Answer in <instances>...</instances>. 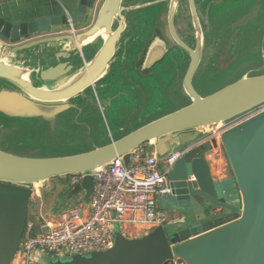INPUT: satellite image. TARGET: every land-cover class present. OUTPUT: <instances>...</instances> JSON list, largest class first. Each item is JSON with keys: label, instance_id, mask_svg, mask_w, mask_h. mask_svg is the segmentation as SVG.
Segmentation results:
<instances>
[{"label": "water", "instance_id": "95a60500", "mask_svg": "<svg viewBox=\"0 0 264 264\" xmlns=\"http://www.w3.org/2000/svg\"><path fill=\"white\" fill-rule=\"evenodd\" d=\"M92 1L79 0L74 13L43 19L10 23L0 18V83L5 84L0 85V115L7 119H38L45 122L47 129L55 131L60 116H66L67 124L70 115L67 113H76L78 117L80 113L88 115L85 100L96 113L103 112L106 101L98 98L100 103H97L92 92L96 91V84L111 74L118 44L134 41L129 40L127 33L131 29L127 15L140 12L141 16L151 7V21L155 22L159 17L158 3L166 5L163 23L166 32L159 29L162 35L148 41L136 65L145 71L143 83L163 85L154 75V70L162 65L169 77L168 92L176 78L175 68L183 62L178 85L181 95L176 100L180 107L104 146L80 154L28 158L0 150V264H13L15 260L36 184L82 176L67 198L81 193L84 203H88L94 189L92 173L98 168L117 158L127 164L129 154L142 146L163 158L214 127L224 126L264 106V73L244 74L205 97L195 90L193 80L203 62L205 48L194 0H188L196 31L194 49L175 30L178 0H149L127 6L125 0H99L92 22L76 34L45 35L39 40L15 44L19 39L55 27L80 29L88 21ZM254 17L255 12H251L234 22L232 31L246 27ZM142 39L135 40L130 51L138 49ZM91 48L94 53L85 58L83 51ZM72 56L78 57L77 66L71 63ZM149 56L152 58L148 61ZM221 56L224 54L220 52L216 58ZM166 58H170V63L164 64ZM262 70L264 67L256 72ZM62 79L66 82L57 85ZM130 90H137L138 102L133 108L140 111L145 107L139 105L143 100L139 97L141 91L151 94L152 89L131 85ZM130 109L124 108L126 114ZM152 140L154 143H150ZM211 146L218 148L217 141L213 139ZM211 146L205 144L188 152L167 175L168 199L174 217L167 228L157 227L133 239L125 238L116 229L114 244L108 250L49 259L44 264H169L173 258L185 264H264V109L221 133L219 147L227 161L229 179H212L205 159Z\"/></svg>", "mask_w": 264, "mask_h": 264}, {"label": "rangeland", "instance_id": "374dc122", "mask_svg": "<svg viewBox=\"0 0 264 264\" xmlns=\"http://www.w3.org/2000/svg\"><path fill=\"white\" fill-rule=\"evenodd\" d=\"M144 1L139 2L142 3ZM129 3H131L130 0L125 1L126 5ZM236 6L238 4L235 1L212 0L210 13L205 16L210 19L209 23L207 22L206 31L208 33L211 32L212 35H210L209 43L205 46L204 59L201 67L193 80V86L201 97L219 91L225 86L237 81L244 74L251 73L252 75H259L264 73V70L256 72L264 67L263 13H260V22L256 18L255 21L257 24H255V21L254 23L251 22L248 27L240 30L239 36L237 35L235 37L231 48H228L230 50L229 52H226L219 59L216 58V52L220 51L222 47V36L219 34L223 35L226 32V38L232 32L231 23L240 14L238 9H232ZM263 6L264 0H261L258 8ZM152 10L151 8L144 10L141 16L138 15L140 12L134 14L129 13L127 15L128 20L131 22L129 23L131 29L127 32L129 33V40L135 41L142 38V32L146 31L144 28L145 23L152 19ZM137 15L138 18L136 17ZM134 17L136 18L134 19ZM131 19L134 20L132 21ZM213 20L215 21L213 22ZM91 22L84 23L81 25L82 28L87 27ZM254 24L258 28V34L255 37L251 34ZM60 33H67V29L63 26L55 27L46 33L19 39L15 44L26 43L30 40H39L45 35L54 36ZM131 43L132 41H129L127 45L122 47L126 55L130 54ZM92 49L83 51L85 58H89L94 53V51H91ZM178 53L182 55L179 51ZM70 61L75 66L79 63L78 57L72 56ZM168 63H170V58H166L164 61V64ZM119 66L115 65L108 78L101 82L102 85H97L96 91L92 92L93 98L97 103L99 102L98 98L100 101H106L107 107L103 109V112L99 109L100 113H96L95 108L93 109L91 107V103L85 100L88 115L86 116L80 113L78 117L76 113H67L70 114L67 116L69 118V123L67 124L65 122L67 120L65 118L66 116H60L58 120L61 122L60 124L58 122L55 131L47 129L45 122L39 121L38 119H7L0 115V148L16 156L28 158H58L80 154L104 146L107 142L116 140L149 123V121L160 118L180 107L177 105L176 100L181 95L178 85H180L184 71L183 62H180L175 68L176 78L168 92L166 86L168 85L169 77L165 73L163 66L161 65L160 68L154 70L155 80L157 82L160 80L163 85L149 83L148 81L145 82L147 85L143 86L151 88L152 93H148L147 90L141 91L143 94H140L139 97H142L143 100L139 102V105H145V107L142 106L140 111L137 108H133L138 102L137 90H130L131 85L123 83L128 80L121 78L120 73L124 71L128 73L127 76L132 78H137V76L128 66ZM64 82L66 80L62 79L57 85H62ZM91 97L92 95H90ZM74 103L76 106L78 105L77 102ZM93 105L94 102H92ZM124 108H131V112L129 111L126 114ZM138 113L139 115L135 117ZM72 119H74L73 124ZM234 121L236 120L232 122ZM214 157L216 159L217 155H214ZM73 179L74 177L57 178L40 186H36L35 192L39 196H34L29 203L28 219H34L38 215H48L50 218L56 219L62 211L76 206H82L80 202L81 193L67 198L69 186ZM232 187H234V184H232ZM170 203V198L167 200L160 199L158 202V206L167 215L166 223L163 225L164 228L168 227L172 219ZM234 203L238 204L239 202L234 201ZM137 235L140 234L138 233ZM54 258L50 256L42 257L43 264L49 261V259ZM13 264H19V255L16 256ZM30 264L34 263L31 262Z\"/></svg>", "mask_w": 264, "mask_h": 264}, {"label": "built area", "instance_id": "2783aa9c", "mask_svg": "<svg viewBox=\"0 0 264 264\" xmlns=\"http://www.w3.org/2000/svg\"><path fill=\"white\" fill-rule=\"evenodd\" d=\"M79 28L69 26L67 33L74 35L83 29L81 26ZM263 109L264 106L234 122L214 127L163 158H158L142 146L129 154L127 164L122 158H117L98 168L92 173L94 189L88 203H84L81 195L82 206L64 210L56 219L48 215L27 218L16 255H19V264H40V258L47 256L62 258L108 250L114 244L116 229L125 238L133 239L163 227L167 215L158 202L168 199L170 188L167 175L177 162L197 147L205 144L211 146L213 139L218 143L216 149H220L219 139L223 131ZM216 149L211 146L208 150L205 155L207 164L215 158ZM81 177H74L70 183L71 189ZM33 189L35 195L36 189ZM138 233L140 235L136 236ZM169 264L185 263L173 258Z\"/></svg>", "mask_w": 264, "mask_h": 264}, {"label": "flooded vegetation", "instance_id": "af4514ba", "mask_svg": "<svg viewBox=\"0 0 264 264\" xmlns=\"http://www.w3.org/2000/svg\"><path fill=\"white\" fill-rule=\"evenodd\" d=\"M139 1H142V0H130L131 3H129L128 5L137 3ZM147 1H149V0H145L144 2H147ZM153 1H155V0H153ZM230 1H232V2L235 1L238 4V6L232 8V9H238L240 11L239 16L231 23V25L234 22L242 19L243 17H245L246 15H248L251 12H255V17L250 22H248L246 27H248L251 22L254 23L256 18H257L256 20H258L260 22V20H261V19H259L260 13H263V16H264V6L261 8H258V5H259L261 0H230ZM211 3H212V0H194V6H195L198 22L201 26V29L203 30L204 48L209 43L210 35H212L211 32L208 33L206 31V29H207L206 25H207V22L209 23L210 19L208 17H205L206 14L210 13V4ZM158 4H160V6L158 7L159 17H158L157 21H155V22L154 21L152 22L151 21L152 19H151L145 23L144 28L146 31L142 32V38L143 39L141 40L140 47L138 49H136L134 52H133V50L130 51V54L126 55V53L123 52L122 47L124 45H126L127 43L123 42V43H121V45H120V43L118 44L116 54H115L113 61H112L111 71L115 65H118V66L122 65L121 67L126 65L129 68H131L132 72L137 76V78H132V77L127 76L128 73L122 71L120 73L121 78H124L125 76H127L126 79L128 81L123 82L126 85H147L146 83H143L141 80V79H143V77H145V76H143L145 71H143L144 69L142 67H140V65L139 66L136 65V61L141 54L143 55V49L147 46L148 41L152 40L155 37H160L162 35L161 34L162 31L166 32V30L164 29L165 26L163 27V23H165V21H166V16H165V13L167 12L166 5L163 3H158ZM150 8L151 7H147L146 9H150ZM127 13L128 12H126V14ZM214 21L215 20H213V22ZM213 22H212V24H213ZM255 24H257L256 21H255ZM255 24H254V28L252 29V33H251L253 35V37H255L258 34V28L255 26ZM174 25H175V30H176L177 34L179 35V37L181 38V40L188 47H190L191 49H194L196 31L193 27V22H192V18L190 15L188 0H178V14L175 17ZM246 27H242L240 29L233 30L232 33L228 34L226 38H225L226 32L223 35L219 34L220 36H222V38H221L222 48L220 49V52L223 54H225L226 52H229L230 50H228V48L229 47L231 48V44H232L233 40H235V37L239 34L241 29L246 28ZM159 29H161L162 31H160ZM237 31H238V33H237ZM236 33H237V35H236ZM133 42L134 41H132L131 46H134L135 43L133 44ZM227 45H229V46L227 47ZM154 51H156V49H154ZM220 52H218V53H220ZM218 53L216 52L217 55H218ZM186 54L184 53V55L187 57L188 54L187 55ZM152 56H149L148 61L152 58ZM0 85H5V84L0 83ZM96 85H102V84L100 82ZM0 150H2V149L0 148ZM70 190L71 189H69L68 191H70Z\"/></svg>", "mask_w": 264, "mask_h": 264}, {"label": "crops", "instance_id": "0c3cea01", "mask_svg": "<svg viewBox=\"0 0 264 264\" xmlns=\"http://www.w3.org/2000/svg\"><path fill=\"white\" fill-rule=\"evenodd\" d=\"M98 2L99 0H94L90 3L88 7L89 18L86 23L93 20ZM78 3L79 0H0V18L10 23H21L59 16L64 13H74ZM63 27L68 29L66 26ZM215 152L217 158L208 163L212 179H229L231 174L224 154L221 149H216ZM34 196H39V194ZM173 220L174 217L172 216L169 223ZM40 261H42V258H40Z\"/></svg>", "mask_w": 264, "mask_h": 264}, {"label": "bare ground", "instance_id": "6f19581e", "mask_svg": "<svg viewBox=\"0 0 264 264\" xmlns=\"http://www.w3.org/2000/svg\"><path fill=\"white\" fill-rule=\"evenodd\" d=\"M216 127H219V126H216ZM150 143H154V141L152 140ZM36 186H39V184H36V185L34 186V188H35ZM35 189H36V188H35Z\"/></svg>", "mask_w": 264, "mask_h": 264}, {"label": "trees", "instance_id": "16d2710c", "mask_svg": "<svg viewBox=\"0 0 264 264\" xmlns=\"http://www.w3.org/2000/svg\"><path fill=\"white\" fill-rule=\"evenodd\" d=\"M70 188L69 189H71V184H70V186H69Z\"/></svg>", "mask_w": 264, "mask_h": 264}]
</instances>
